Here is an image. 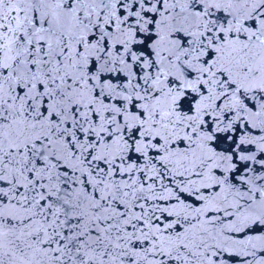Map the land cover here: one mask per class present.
<instances>
[{
	"label": "snow or ice",
	"instance_id": "6c2138e0",
	"mask_svg": "<svg viewBox=\"0 0 264 264\" xmlns=\"http://www.w3.org/2000/svg\"><path fill=\"white\" fill-rule=\"evenodd\" d=\"M0 264H264V0H0Z\"/></svg>",
	"mask_w": 264,
	"mask_h": 264
}]
</instances>
